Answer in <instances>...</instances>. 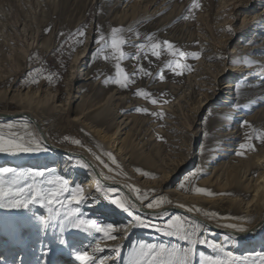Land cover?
I'll return each mask as SVG.
<instances>
[{
    "label": "rangeland",
    "instance_id": "rangeland-1",
    "mask_svg": "<svg viewBox=\"0 0 264 264\" xmlns=\"http://www.w3.org/2000/svg\"><path fill=\"white\" fill-rule=\"evenodd\" d=\"M223 1L0 0V112L15 113L20 110L18 103L9 99L12 94H18L19 91L20 93L29 91L44 102L50 99V102L40 104L38 109L52 145L61 151L80 147L91 153L103 173L125 182L137 196L146 195L148 198L143 200L146 205L161 197L167 199V191L179 190L195 198L191 204L193 208L191 211H199L213 225H222L228 231L245 234L242 238H234L239 246L233 247V243L231 244L233 239L227 237L222 240L209 226H205L207 231L203 233L205 228L198 229L194 221L187 218L191 215L185 211H170L163 216L164 212L155 214V208L149 209L145 205L147 211L134 212L146 223L156 224L161 228L170 218L180 216L187 226L194 228L201 238L207 239L209 244L216 242L223 246L224 251L221 252L208 245H198L195 256L191 258L193 264H201L202 254L223 257L229 251L236 257L235 264H253V262L260 264L261 259H264L259 255L264 253V240L263 243H259L264 237V224L260 225L255 233H247L250 231L249 226L257 219L256 211L249 217V213L246 214L247 216L244 215L245 211L233 215L230 213L232 210L227 207L221 211L216 210V205L207 201L209 195L198 194L194 190L201 180L206 178V172L203 170L197 174L198 169L205 166L206 161H210L211 158L230 155L244 160L247 159L246 155L258 156L264 150V142L258 138L259 134L264 132V77L259 73L249 74L248 78L244 75L229 74L234 63L226 62L224 57L215 61L206 57L207 54L212 53L213 48L217 50L214 45L220 46L221 42H224L230 52L231 60L237 61L242 55L249 53L248 56L255 59L252 61L256 62V59L262 61L264 17L260 21L261 25L256 24L250 30L244 31L242 15L254 16L253 14L259 13L256 9H264V0H256L255 10L240 15H236L239 11L237 8L234 9L239 0H232L226 7L227 10L220 11ZM240 1L247 3L251 0ZM197 3L200 5L198 8L194 7ZM219 13L224 16H217ZM213 15H215L214 19L210 20ZM226 19L233 21L231 25ZM204 27L207 32L213 31L211 38L207 39L213 47L201 41L206 33ZM113 28L122 29L120 35L126 40L123 49L126 56L119 62L129 76V86L126 89L113 83L116 79L118 61L111 58V49L101 52L102 44L96 42L99 35L110 41ZM229 28L231 31L228 30ZM81 30L86 32L84 37L79 35ZM234 31L242 32L243 36L233 37ZM149 36L153 37V40L150 41ZM165 41L173 42V51L200 52L201 56L199 59L190 56H172ZM154 42L161 44L159 58L151 54L149 47L143 50L138 47L140 44L150 45ZM31 44L33 48L24 61L20 52ZM43 46L48 48H42ZM84 49H87L84 56L91 58L87 60L88 66H84L85 73L91 74L89 77L92 78L85 83L88 87L84 101L80 103L81 100L76 102L72 100L69 104L68 84L71 81L69 79L74 57L76 54H82ZM106 54L110 57L108 60L103 59ZM137 56L139 59H136ZM173 61L187 66L182 70L183 74H177L167 67V64ZM200 63L214 66L215 69L210 68L211 72L219 70L220 74L215 82L210 75L201 77L200 73L203 69ZM76 74L78 75L79 72L77 71ZM262 74L264 75V72ZM161 75L164 79H160ZM195 78L199 83L205 84L201 85L204 89L197 86L194 89L189 88L191 80ZM34 79L36 82H33ZM227 84L235 86L230 94L220 97L214 95V89H223ZM80 85L75 84V89ZM140 90L151 95L147 98L137 95ZM181 98L183 100H180ZM228 98L236 100L231 106L221 104L224 102L222 100ZM152 99L158 102L153 104ZM221 105L230 108L231 111L226 112L227 121L223 122V128H217L209 125V122L215 117L214 110ZM138 108L147 109V112L137 111ZM68 111L70 113H67ZM170 114L174 115L172 119L176 121V126L181 129L185 127L186 131L189 123H194L192 128L197 134V140L193 139V159L185 166H182V159L188 153L185 144L187 141L190 144L192 138L167 130L170 125L166 121L171 120ZM232 114L235 119L228 126ZM76 116H79L78 121H74ZM92 116L97 119L94 123L96 130L103 129L111 134L114 129L120 127L122 130L120 140L128 134H134L133 139L139 145V151L145 156V166L142 170L135 169L129 162L120 161L115 151L120 140L113 149L110 147L105 149L98 137L99 134L97 131L94 132L95 128L90 129L88 126L93 125ZM125 118L131 121L133 131H128L125 125L119 124ZM253 118H257V122ZM242 121H247L248 125L242 124ZM8 125H11V128ZM236 131H238L237 139L225 140L224 144L220 145L222 149H229L227 148L229 145L225 143L232 144L230 151L234 152H226L228 150H220V148L213 149L227 137L226 135ZM0 134H3L5 139H15L16 142L24 143L26 146L28 144L35 146L37 142L39 143L38 151L0 153V165L3 162L29 164L30 161L53 159V155L49 156L48 144L39 142L32 125L27 120L21 118L5 122L0 119ZM249 136L252 137L251 143L254 149L246 150L244 155H237L241 151L237 145L248 142ZM171 137L175 140L171 141L169 139ZM77 139L81 141L79 145L72 143ZM107 153H112L115 157V164ZM216 153L217 156L214 155ZM218 160L228 162L230 158H217L216 161ZM173 168L177 172L172 174L170 172ZM193 172L197 175L193 176ZM61 174L62 172L58 171L51 180L62 176ZM19 176L18 186L27 187L31 184L46 188L58 186L49 184L50 179L46 180L34 175L19 174ZM252 176L257 178L255 170L251 171ZM63 177L69 179L68 176L63 175ZM10 178L11 175H7L0 179L5 180L7 187ZM184 178H192L193 182L189 187L182 183ZM85 179L86 177L83 180ZM84 182L80 180L69 185L74 188L76 184L82 186ZM181 184L184 185L183 188ZM109 187L115 188V186ZM94 190L85 193L88 198L91 197L86 204L65 203L63 207L59 205L52 207L61 213L79 207L85 218L96 219L105 225L111 223L119 226V230L114 233L116 239H107L99 233L89 236L81 231L67 229L63 235L68 240V245L63 246L59 244L61 229L58 222L53 219L51 226L45 230L38 219L40 215H48L46 207L30 204L28 208L21 209L0 208V264H81L76 260L73 249L92 252L97 243L103 251L95 252L97 257L95 264H100L101 260L103 264H131L142 245H164L169 251L186 250L189 247L187 241L176 236L165 235L163 231H157L151 226H140L133 217L117 208L109 198L105 197L106 190L100 192ZM222 197L228 199L241 197L246 201L251 200L250 195H245L244 192L228 191L222 194ZM115 198L123 202L120 194H115ZM167 206L168 203H165L158 211ZM227 210L229 213L222 212ZM206 213L208 215H205ZM229 223L237 224L247 230L239 232L228 228L225 225ZM256 243L261 246L254 247ZM117 247L119 252H113L112 249ZM160 259H168V257L164 256Z\"/></svg>",
    "mask_w": 264,
    "mask_h": 264
},
{
    "label": "bare ground",
    "instance_id": "bare-ground-1",
    "mask_svg": "<svg viewBox=\"0 0 264 264\" xmlns=\"http://www.w3.org/2000/svg\"><path fill=\"white\" fill-rule=\"evenodd\" d=\"M165 1V0H163ZM232 2V0H224L221 4L220 7V11H224L227 10L228 8H226L227 6H229V4ZM255 3L256 0H251L247 3H244L242 1H237V5L234 7L237 8V11H239L236 15H240L243 12H250L251 10H255ZM259 11V13H255L253 14L254 16H245L242 15L244 17V21H243V28L244 31L250 30L253 26H255L256 24L261 25L260 21L263 20L264 17V9H256ZM214 16H211L210 20L214 19ZM217 16H224L221 15V13L217 14ZM135 15L133 16L134 19ZM229 22V25H231V23L233 21H230L229 19H226ZM204 31H206V33H204L205 35L203 36L204 39H201L202 42L205 43H209V41L207 40L210 35H212V32H207L208 30H206V28H203ZM200 30V29H199ZM210 31V30H209ZM237 38H241L243 36L242 32H237L234 31V35L233 37ZM127 37V36H124ZM211 38V37H210ZM162 43V42H161ZM173 43V42H172ZM210 46L213 47L212 43H209ZM50 45V44H49ZM48 46V45H47ZM43 46L42 48H48V47ZM51 47V46H50ZM49 47V48H50ZM214 47L217 49L215 50L213 48L212 53L207 54L206 57L209 58L212 61H215L221 57H224L225 61L228 63H234V66H232V69H230L229 74H233V75H237V76H241L244 75L248 78L249 74H254V73H259L261 75V77H264V75L262 74V72H264V58H262V61L256 59H252L250 58L248 54L246 55H242V57H240L237 61L234 59L231 60L232 58L230 57V52L228 50V47L226 46V44L224 42H221L220 46H216L214 45ZM33 48V45L31 44L29 47H27L26 49H23L20 53H21V57L25 59L28 57L29 55V51ZM211 49V48H210ZM87 49H84L82 54H76L74 57V61H73V65H72V74L69 80H71L68 84V99H69V104L72 103L73 101H78L81 100V102L84 101L85 97H86V89L88 87L87 84H85L88 80H90L92 77H89L91 74L89 73H85L86 69L84 68V66H88V62L87 60H91L90 57L88 56H84V54L86 53ZM231 58V59H230ZM248 61H252L254 63L251 64V66L248 65ZM202 62V61H201ZM203 63V62H202ZM200 63V67L204 70L201 71V77H205V76H209L212 77V80L215 82L217 77L219 76L220 72L218 73L219 70H215V72H211L210 68H214V66H209L206 64H202ZM205 63V62H204ZM204 67H202L201 66ZM79 72V74L77 75L76 72ZM218 74H215V73ZM198 78V76H197ZM197 78L191 80L190 84H189V88H195L196 86L204 89V86L201 87V85H205L204 83H199L197 81ZM263 79V78H262ZM75 84H81L78 88L75 89ZM206 87V86H205ZM214 88V87H213ZM232 88H235V86L233 84H227L225 86H223V89H211L214 91V95L217 96H225L230 94V92H232ZM210 90V89H208ZM227 90V91H226ZM7 94V93H6ZM232 96V95H231ZM227 97V96H226ZM10 100H15L18 105L20 106V110L18 112L15 113H7V112H0V116H14V115H21V116H25L27 120L33 128L34 133L36 134L39 142H41V144H48V148L50 149V153L49 156L53 155V159L50 160H46V161H30L29 164H17V163H5L3 162L0 165V168L3 167H10V168H14L17 170V174H22V175H33V170L38 169H47V171L45 172L44 177L42 178H46V180L48 179H53V175L56 174L58 171L62 172V176H68L69 179L67 178V180L69 181V183H78L80 180L84 182V184L82 185L84 192H89L92 189H97L98 192L100 191H104L108 188H110L109 186H115L116 189H118V194H120L121 199L123 200V202H125L127 205L132 206V209L134 212H145L147 211V208L145 207L146 203L141 200L138 199V196L136 195V193L133 191V189L128 186L125 182L120 181L119 179H116L114 177H111L105 173H103V171L101 170L99 164L96 162V160L93 158V156L91 155V153H88L87 151L83 150L80 147H77L75 149H67V150H63L61 151L59 148H57L56 146L52 145L50 143L49 137L47 135V131L44 127V124L42 122V118H41V113L39 112L40 110L38 109V107L40 106V104L43 103H47L50 102V99L47 101H43V99H37L34 94H31V92L26 91L25 93H19L18 94H12L9 97ZM227 99V98H226ZM180 100H183V98H181ZM236 100L234 98H228V100H222L224 102H221V104H228V105H232L233 101ZM202 103V101H200ZM244 102V100L242 101ZM195 109V108H194ZM198 111V110H197ZM216 112L214 119L210 120L209 125H214V127L217 128H223V122L227 121L225 119V115L227 111H231L230 108L228 107H224V106H220L218 107L216 110H214ZM67 113H70L69 111ZM168 115V114H167ZM174 115L170 114V118L171 120L166 121V123L170 126L167 127V130H172L175 133H182L183 137L189 138L191 136L192 138V142L189 144V142H186V146L188 147V153L185 155V157L182 159V166H185L187 163L191 162L193 159V139L197 140V134L195 133V131L193 130V124L194 123H189L190 125L187 126V131L185 130V127H183V129L179 128V126H176V121L172 119ZM232 119L228 120V126L231 125V122L233 119H235L234 114L231 115ZM92 119H94L93 125H88L90 129L95 128L94 123L95 121H97V119L92 116ZM169 118V119H170ZM79 116H76L74 121H78ZM129 119L125 120H121L119 122V124L121 123L122 125H125V128H128V131H133L134 127L131 123V121H128ZM253 120L255 122H257V118H253ZM197 124V122H196ZM193 127V128H192ZM233 129V128H231ZM97 131V133L99 134V139L102 141L103 146L105 147V149L107 150L108 147H110L111 149H113L115 147V144L118 140H120V135L122 134V130L120 129V127L114 129V132H112L111 134H108L105 132V130L103 129H94V132ZM184 132H187V134H183ZM237 132L236 133H229L230 135H226L227 137L224 138V140L220 141L219 145L214 146L213 149H219L220 150L223 148L222 146H220L221 144H224L225 140H229V139H237ZM126 133V132H125ZM134 134H128L126 137H124L123 139H121L117 145H116V155L119 157L120 161L122 162H129L131 163L135 169H140L142 170L145 166V156L142 155V152L139 151L138 146L135 143V140L133 139ZM171 141H174L175 139L173 137L169 138ZM233 143H237V142H233ZM227 145H229L227 148L229 149H222V150H228L226 152H234L233 150L230 151V147H232V144L229 143H225ZM239 146V145H237ZM48 149V150H49ZM60 152L64 153L63 155L60 154ZM173 152V151H171ZM214 155H218L217 153ZM247 159H238L236 157H230L226 156V155H218V157H213L211 158L210 161H206V165L202 166V168H200V170L198 169L197 174L199 173V171L203 170L206 172V178L202 179L201 182L195 187H199V188H207V190L209 192L214 193V195L209 196V199H207V201H209L210 203H214L213 205H216L217 209L216 210H223L225 207H227V209L232 210V212H230L231 214L235 215L238 214V212L240 211H245L244 215L247 216L246 214L249 213V217L253 215L252 212L256 211V217L257 219L255 220V222L253 224H251L249 226L250 231L247 233H252V232H256L259 228L260 225L264 224V150L262 151V153L258 156H252V155H246ZM217 158H230V160L228 162H219L216 161ZM144 161V162H143ZM87 164L88 167H84L83 165ZM209 164H210V168H209ZM212 164V165H211ZM251 166V167H250ZM206 167V169H205ZM251 168H253V172L255 170V173H257V178L255 177H251ZM177 170H175V168L172 169V171L170 173H176ZM169 173V174H170ZM49 176H46V175ZM196 174V175H197ZM7 175H11V174H2L0 173V178L7 176ZM168 176V174H166ZM86 177L85 180H83ZM105 177H108V179H105ZM55 178V177H54ZM238 178H240L238 180ZM194 179V178H193ZM193 180L192 178H184L182 183L186 186L189 187L192 184ZM194 188V190H195ZM94 190V191H95ZM93 191V192H94ZM231 192V193H242L244 192L245 195L249 194L251 197V200L246 201V199L241 198V197H237L236 199H228L225 197H222V194H225V192ZM166 198L171 201L170 203H168V206L159 210L156 209L154 210L155 214L163 213V216H166L170 211H185L187 213H189L191 216H187V218H190L191 220L194 221V223L198 226V229L200 228V230L204 229L203 233H205V231H207V228L205 226H209L210 228H213V230H215L216 236L220 237L222 240L227 239V237L233 239L231 240V244L233 243V247H238L239 244L237 242H235L236 240H234V238L236 237H240L242 238L243 236H245V234H240V233H235L232 231H228L224 226L222 225H213L212 223H209L203 215H201V213L199 211H191L193 210V208H191V204L195 201L194 197H190L187 196L183 193H181L179 190H172V191H167L166 192ZM90 198H88V200H90ZM183 207H182V206ZM254 207V209H253ZM222 208V209H221ZM225 214L229 213V211H222ZM188 215V214H186ZM253 216V217H255ZM164 218V217H163ZM227 218V217H226ZM167 219V218H165ZM163 220V219H162ZM264 238V237H263ZM261 239L259 243H263L264 239ZM256 242V241H255ZM144 243V242H143ZM142 244V243H141ZM146 244V242H145ZM264 244V243H263ZM254 247L257 246H261V244L256 243L255 245H253ZM231 247V246H230ZM114 261V259H111ZM112 261V262H113Z\"/></svg>",
    "mask_w": 264,
    "mask_h": 264
},
{
    "label": "snow or ice",
    "instance_id": "snow-or-ice-1",
    "mask_svg": "<svg viewBox=\"0 0 264 264\" xmlns=\"http://www.w3.org/2000/svg\"><path fill=\"white\" fill-rule=\"evenodd\" d=\"M200 5L197 3L194 7L198 8ZM231 31V28L228 29ZM50 31V29H49ZM122 29L113 28L112 35L110 41H107L103 35H99L97 39V44H102L101 52H105L107 49H111V58L118 61L116 63V79L113 80V83L119 85L121 88H128L129 86V76L125 73V69L121 67L120 61H123L126 53L123 50L126 44V40L120 35ZM80 37H84L86 32L81 30L79 32ZM138 35V34H137ZM148 39L151 41L153 37L149 36ZM167 45V49L172 56H180V57H192L195 59H199L201 56L200 52H184V51H173L174 45L171 42L165 41ZM140 49H144L145 47H149L151 49V54L157 58L160 57L161 52V44L154 42L150 45L140 44L138 45ZM109 55H104L103 59L108 60ZM139 59V56L136 57ZM249 66H251L252 61L247 62ZM167 67L177 74H183V69L187 67L184 64L178 62H169ZM143 71V69H141ZM51 79V77H49ZM160 79H164L163 75H161ZM33 82H36L35 79ZM137 95L142 97H149L151 94L140 90L137 92ZM158 101L156 99H152L151 103L156 104ZM137 111L147 112V109H137ZM244 125H248L247 121L241 122ZM250 126V125H249ZM11 128V125H8ZM261 142H264V132H261L258 136ZM252 137H248V142L241 143L239 148L241 149L237 155H244L246 150L254 149V145L251 143ZM72 143L80 144V140H73ZM39 150V143L37 142L35 146L32 144H28L27 146L24 143H18L15 139H5L3 134H0V153H16V152H33ZM107 155L112 159V162L115 164L116 160L112 153H107ZM84 167H88L87 164L83 165ZM47 169H37L33 170L34 177H44ZM0 173L2 174H11V178L8 180L7 187L5 186V180L0 179V208H28L30 204H38L47 208L48 215H40L38 216L39 221L43 225L44 229L47 230L55 219L58 222V225L61 229V234L59 238V244L63 246L68 245V240L64 237L63 232L67 229H74L77 231H81L86 233L89 236H93L96 233L102 234L103 237L107 239H116L114 233L119 230V226L113 225L111 223L102 224L99 223L96 219L85 218L81 212L79 207L70 208L66 212H59L54 209L53 205H59L63 207L65 203L71 205L75 203L76 205L86 204L88 201V197L85 195L84 189L80 184H76L73 187L69 185V181L63 176H57L54 180L48 181L51 185H58L56 187L46 188L38 184H31L27 187L18 186L20 182V176L17 175V170L10 167L0 168ZM193 176L196 175V172L192 173ZM108 179V177H105ZM181 188L184 187L183 184L180 185ZM138 191V190H137ZM195 192L206 195H214V193L209 192L203 188H195ZM118 193V189L116 188H108L105 192V197L111 200V203L114 204L117 208L126 212L130 217H133L136 222L142 227H153L157 231H163L165 235L168 236H176L179 239L187 241L189 247L186 250H176L172 249L169 251L164 245H142L139 251L136 253V258L131 262V264H193L192 257L195 256V249L198 245H208L213 249H219L221 252L224 251L223 246L216 242H212L209 244L207 239L201 238L200 234L194 228L186 225V222L180 217L175 216L174 218H170L165 226L161 228L156 224H148L146 223L140 216H136L132 209V206L127 205L125 202H122L120 199L115 198V194ZM148 197L138 196V199L145 200ZM171 201L161 197L159 199H155L149 202L146 206L149 209H159L165 203H170ZM182 206V205H181ZM183 207V206H182ZM205 215H208L207 213ZM228 228L236 229L239 232H244L247 229L239 226L234 223H229L225 225ZM103 251L100 247L99 243L96 244L95 248L92 252L88 250L81 249H73V254L76 260L80 261L81 264H95L97 257L95 256V252ZM113 252L118 253L119 248L112 249ZM261 257H264V253L259 254ZM167 256L168 259H160V257ZM236 257L232 252H227L225 256H203L201 264H235ZM100 264H103V261H100ZM255 264V262H253ZM260 264H264V259H261Z\"/></svg>",
    "mask_w": 264,
    "mask_h": 264
},
{
    "label": "water",
    "instance_id": "water-1",
    "mask_svg": "<svg viewBox=\"0 0 264 264\" xmlns=\"http://www.w3.org/2000/svg\"><path fill=\"white\" fill-rule=\"evenodd\" d=\"M27 119L25 116L21 115H14V116H0V119L4 120L5 122H11V121H16L19 119Z\"/></svg>",
    "mask_w": 264,
    "mask_h": 264
}]
</instances>
